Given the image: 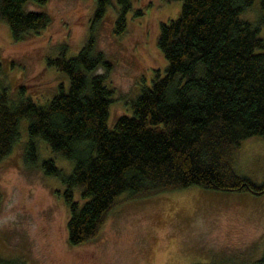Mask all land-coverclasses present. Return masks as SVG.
<instances>
[{
	"label": "trees",
	"instance_id": "1",
	"mask_svg": "<svg viewBox=\"0 0 264 264\" xmlns=\"http://www.w3.org/2000/svg\"><path fill=\"white\" fill-rule=\"evenodd\" d=\"M28 1L46 2L0 0V21L14 40L49 21L43 11L25 10ZM94 1L93 22L109 0ZM253 1L179 0L177 15L159 24L156 37L166 62L163 73H154L150 86L131 102V114L118 116L111 128L106 121L112 90L105 84L111 64L96 48L92 26L75 54L66 56L62 45L47 60L67 83H59L44 104L20 90L9 99L8 89L0 88V158L12 148L19 120L25 119L26 160L35 157L34 140L40 138L71 161L69 173L50 159L40 163L44 174L64 187L69 244L94 238L121 196L130 200L189 186L264 191V182L255 184L232 167L241 139L264 138V34H259L264 18H240ZM118 2L114 33L124 30L130 7L127 0ZM258 4L264 10V0ZM97 68L103 73H95ZM74 188L81 201L74 199ZM0 264L25 263L0 257Z\"/></svg>",
	"mask_w": 264,
	"mask_h": 264
},
{
	"label": "rangeland",
	"instance_id": "2",
	"mask_svg": "<svg viewBox=\"0 0 264 264\" xmlns=\"http://www.w3.org/2000/svg\"><path fill=\"white\" fill-rule=\"evenodd\" d=\"M127 1L130 7L120 33L113 30L118 0H109L95 22L94 0L28 1L25 10L43 11L49 21L19 40L12 39L0 21V88L8 89L9 99L20 90L34 103L44 104L59 83H67L47 60L56 57L62 45L66 56L75 54L92 26L96 48L111 64L105 77L112 90L107 126L111 128L118 116L130 115L133 99L150 86L156 71H164L166 62L156 46L159 24L177 15L180 2ZM240 18H264L258 0ZM259 34H264V24ZM103 71L97 68L95 73ZM26 124L19 120L18 138L0 158V257L25 264H264L259 262L264 251V191L189 186L130 200L121 196L94 238L69 244L64 187L44 174L40 163L50 159L69 173L71 161L53 153L40 138L34 140L35 157L26 160ZM232 167L251 182L263 183L264 138L241 139ZM73 197L81 201L78 188Z\"/></svg>",
	"mask_w": 264,
	"mask_h": 264
}]
</instances>
